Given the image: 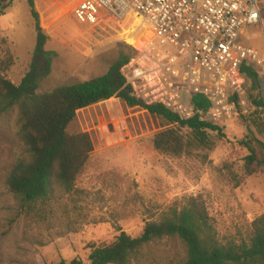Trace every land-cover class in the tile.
<instances>
[{
    "label": "rangeland",
    "instance_id": "1",
    "mask_svg": "<svg viewBox=\"0 0 264 264\" xmlns=\"http://www.w3.org/2000/svg\"><path fill=\"white\" fill-rule=\"evenodd\" d=\"M76 1L34 0L49 38L46 50L56 54L40 93L101 76L122 47L142 51L150 38L146 28L137 36L142 23L135 18L127 28L113 21L97 27L79 24L73 14ZM240 43L263 51L256 28H246ZM34 46L29 7L25 0H13L0 15V60L9 53L13 63L0 77L18 85ZM248 104L245 116L253 111ZM170 128L115 97L78 111L68 133H85L92 142L84 173L74 192L56 194L25 216L17 212L4 184L7 171L22 154L15 115L0 116V264H87L91 245H108L120 232L136 238L147 222L161 220L189 197L204 202L221 243L247 241L249 225L264 214V166L244 177L247 152L241 142L245 127L241 122L220 127L224 139L212 151L180 157L153 148L154 136ZM181 133L186 136L188 131ZM234 177L241 182L238 187ZM143 256L147 264H154L153 259L160 264H182L186 252L177 240H167L151 246Z\"/></svg>",
    "mask_w": 264,
    "mask_h": 264
},
{
    "label": "trees",
    "instance_id": "2",
    "mask_svg": "<svg viewBox=\"0 0 264 264\" xmlns=\"http://www.w3.org/2000/svg\"><path fill=\"white\" fill-rule=\"evenodd\" d=\"M13 0H0V15ZM34 21L35 46L26 74L18 85L0 77V116L15 115L16 138L22 154L5 175V187L12 195L18 213L32 215L40 205L56 194L74 192L76 183L93 151L85 133L69 134L68 127L80 110L115 97L128 108H140L161 120L170 129L157 133L153 148L160 154L187 156L194 151H212L224 139L218 126L197 118L181 120L158 104L146 105L130 95L121 69L136 56L131 47H122L107 71L90 80L63 85L40 93L41 84L49 77L55 53L46 50L49 41L35 11L34 0H25ZM6 53L0 60V73L6 74L12 65ZM246 98L253 111L238 119L246 129L241 142L247 152L243 159L244 177H250L264 166V85L253 68H243ZM193 106L207 109L201 97L192 98ZM187 130L184 136L181 130ZM235 187L241 182L233 178ZM177 240L185 249L182 264H264V214L249 225L248 240L221 243L204 202L198 197L185 199L157 222H147L142 233L131 238L120 232L108 245H91L87 264H147L145 250L157 243ZM151 263L160 264L155 259ZM62 264V263H60Z\"/></svg>",
    "mask_w": 264,
    "mask_h": 264
},
{
    "label": "built area",
    "instance_id": "3",
    "mask_svg": "<svg viewBox=\"0 0 264 264\" xmlns=\"http://www.w3.org/2000/svg\"><path fill=\"white\" fill-rule=\"evenodd\" d=\"M73 14L90 27L113 21L127 28L128 15L140 17L136 34L150 38L121 69L125 86L133 98L181 120L224 127L245 116L243 68L255 69L264 85V0H80ZM248 27L260 32L262 52L240 43ZM194 97L207 109L197 110Z\"/></svg>",
    "mask_w": 264,
    "mask_h": 264
},
{
    "label": "bare ground",
    "instance_id": "4",
    "mask_svg": "<svg viewBox=\"0 0 264 264\" xmlns=\"http://www.w3.org/2000/svg\"><path fill=\"white\" fill-rule=\"evenodd\" d=\"M133 18L140 19L141 20V23H142V19L140 17L136 16V15H132V16L131 15H128L124 23H129L130 24L131 23V19H133Z\"/></svg>",
    "mask_w": 264,
    "mask_h": 264
},
{
    "label": "crops",
    "instance_id": "5",
    "mask_svg": "<svg viewBox=\"0 0 264 264\" xmlns=\"http://www.w3.org/2000/svg\"><path fill=\"white\" fill-rule=\"evenodd\" d=\"M79 1H80V0H77V1H76V4H77ZM75 6H76V5H75Z\"/></svg>",
    "mask_w": 264,
    "mask_h": 264
}]
</instances>
